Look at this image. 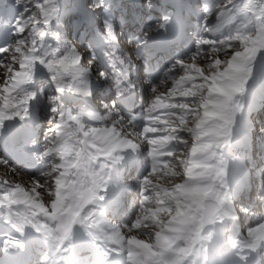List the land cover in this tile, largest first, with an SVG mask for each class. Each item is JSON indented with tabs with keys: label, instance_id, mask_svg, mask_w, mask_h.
I'll return each mask as SVG.
<instances>
[{
	"label": "snow or ice",
	"instance_id": "1",
	"mask_svg": "<svg viewBox=\"0 0 264 264\" xmlns=\"http://www.w3.org/2000/svg\"><path fill=\"white\" fill-rule=\"evenodd\" d=\"M141 6L159 15L148 19L143 35L136 36L138 56L174 49L176 41L184 40L183 23L168 5L142 0ZM94 7L101 9L103 30L83 45L87 52L67 38L73 21L81 18L65 20L68 10L62 0H15L13 15L0 13L6 21L0 27V142L6 137L19 142L20 158L36 169L37 185L48 174L50 161L56 166L53 184L60 170L83 172L102 158L123 162L125 152L140 148L127 127L139 130L153 156L162 146L174 154L190 143V170L209 166L200 157L219 150L225 159L216 171L222 169L227 178L234 161L225 153L234 144L245 98L258 72L264 80V0H214L211 9L201 0L200 31L190 47L174 52L162 71L146 63L143 81L136 77L139 65L120 48L111 3L100 0ZM213 14L215 23L210 24ZM166 81L170 87L160 93ZM142 86L151 99L136 112L134 96ZM80 101L86 107H69ZM41 111L48 121L42 144L36 135ZM0 164L12 167L6 155L0 156ZM21 191L20 185L0 179V207L25 203ZM0 223L13 229L0 234L4 264L9 253L25 252L26 243L10 218L2 217Z\"/></svg>",
	"mask_w": 264,
	"mask_h": 264
},
{
	"label": "rangeland",
	"instance_id": "2",
	"mask_svg": "<svg viewBox=\"0 0 264 264\" xmlns=\"http://www.w3.org/2000/svg\"><path fill=\"white\" fill-rule=\"evenodd\" d=\"M62 2L67 7L68 10L65 14V20H67L68 17H75V16L81 18L80 20L73 21L72 30L70 32H66L67 38L69 40L75 41L76 42L75 46L81 52H87L88 49L83 45L87 44L88 41L92 39L93 35L99 34L103 30V20L100 18L101 9L94 7V5L96 3H99L100 0H62ZM105 2L111 3L113 9L112 16L118 22V26L120 27V28L118 27L117 29V31L120 33V48L122 45L121 37L125 39V38H130L129 35H132L130 39H136V36H142L145 30L146 21L148 19L155 20L156 17L159 15L158 11H153L149 13L147 10H145L141 6L142 0H105ZM155 2L157 5H161V4L168 5L170 9L175 11L176 15L181 19V21L183 20V18L187 21V26L189 28L188 39H191L190 40L191 43L192 37H194L200 31V19L203 17V12L199 10V5L201 0H155ZM243 2L244 0H237L238 4H242ZM213 3L214 0H206L207 7L209 9H211ZM135 6L138 8L139 14L141 16V20H140L141 28L140 27L132 28V23H130L129 20V15L131 11L134 10ZM14 11H15V0H0V13L7 12L8 15H13ZM5 22L6 21L4 20V17L0 15V26H2ZM81 23H85L86 28H81L80 27ZM209 23L210 24L215 23L214 14L210 18ZM191 28H194L192 30L193 31L192 33H191ZM77 33H79V35ZM80 40H82L83 42L81 43ZM187 42L188 41H186L184 44L186 48H188ZM136 47L137 45L133 41L130 44H127V46H122L121 50L125 56L130 57L135 63H137L144 72L145 65L143 66L140 64L138 60V57L140 56H138L135 52ZM181 50L182 49L174 48L173 53L180 52ZM160 58H162L165 61L169 59L167 55H161ZM155 61L156 59L155 58L153 59L152 57H150V55L145 58L146 63L148 62L152 63ZM166 67L167 64L165 65L164 68ZM139 80L143 81L144 78L140 77ZM170 83H171L170 81H166L165 84L160 85L159 92L166 94V92L170 87ZM142 88H143V92L141 93L140 99L143 102L144 106L147 107V104L151 99V94L149 95L147 86H142ZM249 90L251 92L250 99L246 101L244 116L239 121L240 127L237 128L234 144L225 153L226 156H230V158L234 161L231 164L230 167L231 170L229 169L230 172H228L227 177L229 175L232 176L236 175L238 170L237 168H240V166H238L239 165L238 162H244L242 159H240L239 155L237 154V152L242 151L240 149L244 148L246 151L248 150V146L250 145L252 146L253 150L257 153L258 156L264 154V135H261V130L264 129V107H262L264 106V104L263 105L261 104L262 101L264 102V100H262L261 103L257 102L258 98L260 99L259 94L261 92H264V80H262L259 72L257 74L255 81L250 86ZM108 95H111V93H108ZM248 98H249V93L246 99ZM97 101L99 100H96L93 103L95 104L97 103ZM81 104L82 102H77L76 105L70 104L69 107H74V108L86 107V105H81ZM258 109L259 111H257ZM36 120L38 122L36 132L39 136L38 137L39 142L42 144L44 142L43 129L48 126L47 114L41 111L40 113L37 114ZM239 132L242 137H238ZM247 132L251 134V136H248L249 139L250 138L254 139L252 142L248 141L249 145L247 144V140H245V135L247 134ZM142 136L143 135L138 134V136L136 137L134 136L133 138L138 145L140 144L144 145V147H141L140 145L139 148L140 151H138V155L140 156L142 164H146V167L142 172V177H144L143 180L142 181L140 180L139 182H135L132 184L131 177L134 178L135 170L131 168L128 170V176L126 178L124 177V175H122L123 180L130 182L131 190L129 189L128 191L132 193V195L130 194L131 197L128 199V201L132 199L131 207L132 209H134L130 213V217L134 218L137 217V215L138 217H140V215H143L145 212L148 211L147 215H151V216L154 215L155 218L154 213L157 211L156 212L157 217L155 218L156 220L153 223L145 224L147 228L153 229L151 231L156 232V231H161L164 225L168 223L167 221L173 220V217L177 218L176 215L180 216L179 214L180 212L184 213V215L188 214L190 216L188 222L185 221V224L181 223L180 229L184 230L186 229V227H188V229L190 230L182 231L184 237L183 239L180 238L176 239L175 237L173 238L171 237L172 240L170 239V243L173 245L170 248L176 250L175 254L177 256L176 255L175 256L178 258L176 259L175 257V259L172 260L171 258L172 256H170L169 258L166 257L165 260H162L161 263V264H167V263L177 264L178 262L182 261L184 258L190 256L188 254L190 252V248L196 249V253L199 252L200 254V252L201 251L203 252V249L207 247V240L206 239L202 240L201 238L202 236L200 235V230H201L200 226L203 222H205L206 218L204 217L205 214L201 213L202 207L200 205L199 200H201L202 202L208 201L210 203H214V205L217 206V204L220 202L219 200L223 199V195H225V192H223L221 185L223 183L225 184L227 178H225V176L223 175L222 169L219 172H217L216 168L221 164V162L225 159V157L217 149H213V152H215V156H213L212 153H208L207 155L202 156L200 159L206 161L207 164L209 165L202 168L203 171H206L205 173L202 174L204 175V182L203 183L196 182L191 187H188V193L184 194L182 192H179L178 186L185 184L184 183L185 173L190 171V166L188 163L192 159L189 153L190 143L180 145L179 147L183 148V151L174 150V154L169 153L168 146L166 145L162 146L158 151H156L155 155L153 156L149 153L148 145L145 143L144 136L143 137ZM2 144L3 143L0 142V150L1 153H3V154L0 153V156H5L4 151H2V147H3ZM17 147H21V146H17ZM10 164L12 167H6V168H3V166L0 164V179H6L8 184H10L8 175H6L7 173L5 174L4 172H7V168L10 169L16 167L17 165L16 159L13 162L11 161ZM93 164H95L96 166V162L93 161L90 167L85 169L83 172H79V170L76 171V169H70L66 173L63 170H60L58 172V175L55 177L57 183L53 184L52 172L56 166L50 161L49 168L47 170L48 174L39 177L40 182L44 184V186L48 185L47 186L48 189L38 190V191H40V193H43L44 197L53 196L56 198L58 197L60 199L62 198L66 200L67 201L66 208L67 206L68 207L73 206L77 208L78 205H80L79 207H81L83 205V202H87L92 197L91 195L95 191L96 184L101 180L98 173L93 169ZM155 165L156 168L154 169ZM251 166H253V164ZM18 172L20 173L18 177H25L27 179L28 185H30L31 183H33V185L36 184V182L33 180L34 177L33 175L27 176L21 170L20 171L18 170ZM193 174L196 173L194 172ZM75 185L78 187L75 188L76 187ZM85 187L88 188L85 189ZM219 188H221L222 191H218ZM196 190H201L203 195L201 196V198H198L199 200H196L194 196ZM25 192L27 194L29 201L33 203V205H31L30 207L28 206L29 209L31 207L39 208L41 205L47 202V200L44 199V197L41 198L40 196H38L37 193H32L29 190H25ZM76 192L77 194H75ZM145 195L148 198L149 202L146 203L143 209H139V212L135 211V209L139 207L138 203L142 200L141 198L144 197ZM19 198L23 199L21 198V196ZM145 199L142 201L146 202ZM23 200L25 201L26 198ZM175 201L178 202L175 203ZM176 205L179 206V208ZM209 205L211 207L208 208L207 212H211L212 209H217L214 205L213 206L211 204ZM13 207L15 208H13L14 210L12 211H10V208L0 207V218L2 217L7 218V214L9 212L11 214H14L15 210L17 211V213L21 214L22 209L23 210L24 208L25 210L27 209L26 208L27 202L21 203L19 207L15 205ZM154 209H156L155 212L153 211ZM172 211L173 213H171ZM107 219L108 218H106V220ZM131 222L133 224V221ZM131 222H129L127 225L129 226ZM173 223L175 224V221ZM149 229L147 230L146 233L148 234V237H153V235L156 233H149L151 232ZM194 229L195 232H193ZM206 232H208V230ZM140 235L144 236V234H139V236ZM188 241H191V243L186 245Z\"/></svg>",
	"mask_w": 264,
	"mask_h": 264
},
{
	"label": "bare ground",
	"instance_id": "3",
	"mask_svg": "<svg viewBox=\"0 0 264 264\" xmlns=\"http://www.w3.org/2000/svg\"><path fill=\"white\" fill-rule=\"evenodd\" d=\"M125 131L127 133H129L132 137L136 136V134L138 132L134 127H127V128H125ZM5 140H6V138H5ZM5 140L3 142L4 144H6ZM140 145H141V147H143V144H140ZM2 150H4V152L6 153L5 149H2ZM10 151L11 150H8V152H10ZM0 153H1V150H0ZM1 154H3V153H1ZM12 154L15 155V158L19 159L18 161L25 160V159L20 158V149L15 150ZM127 154H135V152H132V153L127 152L126 153V155L124 157V161H123L124 165H126ZM117 162H119V161H117ZM25 164L27 165V168H25V170H27V173H30V171L33 167L28 165L27 161L25 162ZM3 168H6V167L3 166ZM17 170L13 171V168H10V169L7 168V172H4V171H2V172H4L5 174L7 173L6 175H8V179H9L10 184H13V185L18 184L21 186L22 191L20 193V196L23 199L26 198V200H25V202H27V207H26L27 209L26 210H25V208H24V210L22 209L21 214L17 213V211L15 210L14 214H9L7 216V218L11 219L13 225H15L16 231L21 233V239L24 240V242L26 243V247L28 249L27 251L29 252V255L26 257L25 264H45V260H44L45 256L46 257L48 256L52 259L51 264H58L57 261L52 256V254L56 253V255H60L63 251L66 250L70 253H73L74 255L76 254V256L79 257V255L81 253H83L85 251V249L92 248V246L94 245L95 242H96L95 245L97 246L99 251L106 249L107 251L117 252V251H120V248H121L123 251V254L125 256V259L123 260V262L121 264H153V263L158 264L159 261L163 260V258L167 256V255H165L166 253L168 254V256L171 255L172 253L175 254L174 250L170 248L171 247L170 239H172V238L170 236L165 235V232L171 233V231H174V228H176L178 226L177 223L174 227H163L162 230L158 231L156 234H154L153 237H148L147 235H144L142 237L139 236V234H142V233L145 234L147 231V227H145L146 225L144 226L143 224L153 223L156 220L155 219L157 217V214H156L157 211L155 212L156 209L153 210L155 212L154 213L155 218H154V215L153 216L147 215V213H148V211H147L143 215L139 214L140 217L136 218L134 220L133 224L131 222L129 224V226L128 225L127 226H120V225L116 226L112 222H110V220L104 219L105 215L109 212L108 208L105 207L106 201L108 198L102 199V197H106V194L111 193V191H109L111 188L105 186L103 183H101L100 187H97V192L95 194H92V195L89 194L92 196V199L90 198V200L83 203V205L81 207H79L80 205H78L77 208H75L73 206H70V207L67 206V208H66V205H67L66 200H64L62 198L60 199L58 197L56 198L53 196L44 197L43 196L44 194L40 193V191H38V190L48 189V187H47L48 185L44 186V184H42L41 182L39 185H37V184L33 185V183L28 185L27 179L25 177H18V175L20 173ZM76 171H77V169H76ZM249 175H250V173L248 174V176ZM81 176H83V175H81ZM198 176L199 175L197 173L193 174L191 180L197 178ZM100 177H101V175H100ZM83 182H85V181H83ZM64 186H65V184H64ZM86 188H88V187H85V189ZM105 188H107V191H109V192H107V191L105 192ZM127 188H129L128 184H127ZM239 189L240 188H237L234 190V188H232V190H234V192H236ZM25 190H29L32 193H37L38 196H40L41 198L44 197V199H46L47 202L41 206L39 205L40 206L39 208L31 207L29 209L28 206L30 207L31 205H33V203H31L29 201ZM80 192H82V191H80ZM75 194H77V192ZM66 196H68V195H66ZM230 197H232L231 194H230ZM254 199H256V198L254 197ZM78 200H76V201H78ZM145 200L148 201L147 198ZM228 200H230V199H228ZM71 203H72V201H71ZM75 205H76V203H75ZM120 205L121 204L117 203L115 205V208H117L119 210H123V208L120 207ZM226 205H228V204H226ZM18 207H19V205H18ZM12 210H13V208H10V211H12ZM171 213H173V211ZM213 216H214V214L210 215L209 219H207V220H209V222H207V223H210L211 221L216 222L219 220L222 221L223 223H225L227 221V218L229 215L226 216L225 213H218L217 216H215V217H213ZM168 222L173 223L174 220L168 221ZM90 226L92 228H89ZM259 228L261 229V227H259ZM107 229L110 230V233L107 232ZM12 231H13L12 228H9L7 225H5L3 223H0V234L7 235L8 233H10ZM112 232H115V236L112 235ZM177 233H175V234H177ZM179 233H181V232H179ZM212 233H213V236L211 239L215 240L214 232L211 230V235H212ZM245 233L246 232H244L242 234H245ZM89 236H91L93 238V241H95V242H92V241L89 242V240H88ZM236 236L240 238L241 232L239 231ZM45 241L50 243V245ZM82 241L85 242L84 246L79 247L77 251H73L75 243H80ZM52 243H54L58 246L57 250H54L52 248ZM217 244H218V242H217ZM156 249L159 250L160 255L157 253ZM208 251H209V249H208ZM90 252L92 253L93 250L90 249ZM156 254L158 255V257H156ZM226 255H227L226 253H222V256H226ZM241 255H242L241 251H240V249H238V244H237L236 247L232 251H230V253L228 254V256L226 258L220 259L219 258L220 254H218L216 256V259L214 260V258H212L210 255H207V257L204 258L203 263H197V264H206V263H209V264L210 263L211 264H234L233 259L235 257L241 256ZM142 258H143V260L145 258V260L140 262V260ZM241 258H243V257H241ZM91 260L95 264H98V262L96 260V255L91 256ZM186 261L187 260H185L184 262H186ZM184 262H182V264H184ZM186 264H188V263H186Z\"/></svg>",
	"mask_w": 264,
	"mask_h": 264
},
{
	"label": "clouds",
	"instance_id": "4",
	"mask_svg": "<svg viewBox=\"0 0 264 264\" xmlns=\"http://www.w3.org/2000/svg\"><path fill=\"white\" fill-rule=\"evenodd\" d=\"M179 187V186H178Z\"/></svg>",
	"mask_w": 264,
	"mask_h": 264
}]
</instances>
